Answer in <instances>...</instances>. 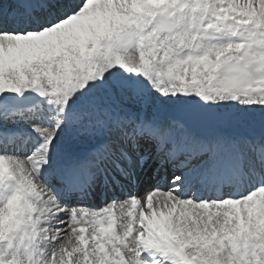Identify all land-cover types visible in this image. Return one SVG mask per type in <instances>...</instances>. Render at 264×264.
Wrapping results in <instances>:
<instances>
[{"label": "snow or ice", "instance_id": "snow-or-ice-1", "mask_svg": "<svg viewBox=\"0 0 264 264\" xmlns=\"http://www.w3.org/2000/svg\"><path fill=\"white\" fill-rule=\"evenodd\" d=\"M0 264H264V0H0Z\"/></svg>", "mask_w": 264, "mask_h": 264}, {"label": "bare ground", "instance_id": "bare-ground-1", "mask_svg": "<svg viewBox=\"0 0 264 264\" xmlns=\"http://www.w3.org/2000/svg\"><path fill=\"white\" fill-rule=\"evenodd\" d=\"M146 185H142L141 188H140V191L142 192L143 191V187H145Z\"/></svg>", "mask_w": 264, "mask_h": 264}]
</instances>
